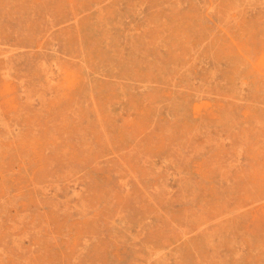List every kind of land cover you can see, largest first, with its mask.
<instances>
[{
	"label": "rangeland",
	"instance_id": "obj_1",
	"mask_svg": "<svg viewBox=\"0 0 264 264\" xmlns=\"http://www.w3.org/2000/svg\"><path fill=\"white\" fill-rule=\"evenodd\" d=\"M0 264H264V0H0Z\"/></svg>",
	"mask_w": 264,
	"mask_h": 264
}]
</instances>
